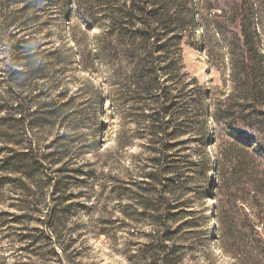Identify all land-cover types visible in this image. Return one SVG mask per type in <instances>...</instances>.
Here are the masks:
<instances>
[{
    "label": "rangeland",
    "instance_id": "rangeland-1",
    "mask_svg": "<svg viewBox=\"0 0 264 264\" xmlns=\"http://www.w3.org/2000/svg\"><path fill=\"white\" fill-rule=\"evenodd\" d=\"M159 2L169 11L168 38L182 48V80L229 93L231 48L211 24L220 1ZM244 8L264 53V0ZM116 18L128 22L125 0H0V264H144L132 255L154 227L148 219L131 221L123 209L132 155L141 151L140 140L122 144L126 125L135 130L128 124L127 69L115 53L99 54ZM21 77L49 113L25 136L52 158L30 174L40 185L33 190L5 162L15 149L8 100ZM59 177L69 199L47 181ZM192 202V216L174 226L194 221L195 227L185 229L187 236L185 230L172 234L189 264H239L220 246L213 196Z\"/></svg>",
    "mask_w": 264,
    "mask_h": 264
},
{
    "label": "trees",
    "instance_id": "trees-1",
    "mask_svg": "<svg viewBox=\"0 0 264 264\" xmlns=\"http://www.w3.org/2000/svg\"><path fill=\"white\" fill-rule=\"evenodd\" d=\"M218 1L221 8L212 11L211 24L231 48L232 89L226 95L195 79L182 80L186 75H182V48L178 40L168 38L169 11L159 0H125L128 22L113 20L99 47L101 56L115 53L127 69L133 103L128 124L133 123L135 130L126 125L122 144L130 148L136 139L141 141L124 182L123 209L131 221L151 220L154 230L147 234L150 240L134 251L136 262L189 264L172 234L195 227V222L176 228L174 224L192 216L188 207L194 199L205 200L208 195L216 202L214 228L221 248L239 264L264 259V53L244 8L251 0ZM30 87L21 77L9 95L14 118L8 127L15 149L5 162L33 190L40 185L30 174L41 173L52 158L25 137L28 127L49 116L39 106L38 96L27 90ZM63 178L47 181L66 200Z\"/></svg>",
    "mask_w": 264,
    "mask_h": 264
}]
</instances>
